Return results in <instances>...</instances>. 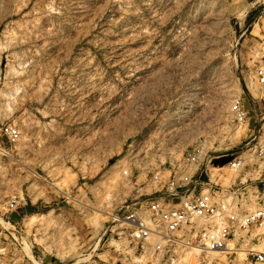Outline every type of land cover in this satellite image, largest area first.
<instances>
[{
    "label": "rangeland",
    "instance_id": "1",
    "mask_svg": "<svg viewBox=\"0 0 264 264\" xmlns=\"http://www.w3.org/2000/svg\"><path fill=\"white\" fill-rule=\"evenodd\" d=\"M255 1L0 0V264H245L158 251L114 220L191 172L197 150L236 152L257 133ZM224 172L222 186L240 180Z\"/></svg>",
    "mask_w": 264,
    "mask_h": 264
},
{
    "label": "built area",
    "instance_id": "2",
    "mask_svg": "<svg viewBox=\"0 0 264 264\" xmlns=\"http://www.w3.org/2000/svg\"><path fill=\"white\" fill-rule=\"evenodd\" d=\"M255 2L260 3L259 17L264 18V0ZM255 73L257 85L263 88L264 63ZM249 100L256 109L257 133L236 152L208 151L202 157L197 150L189 158L195 166L191 172L174 176L163 190L140 199L138 209H124L114 221L127 224L132 240L144 242L156 237L158 251L185 248L198 253L239 255L245 264H264V248H255L264 241V197L258 185H246L247 180L264 182V110L257 108L254 96L249 95ZM232 111L238 121L245 120L248 113L240 101L233 104ZM1 131L12 142L20 136L12 125H5ZM226 168L238 172L240 180L222 186L220 177H224ZM247 191L256 193L254 203L250 198L245 200ZM17 202L13 199L9 206L13 208ZM169 259L174 261L171 254Z\"/></svg>",
    "mask_w": 264,
    "mask_h": 264
},
{
    "label": "bare ground",
    "instance_id": "3",
    "mask_svg": "<svg viewBox=\"0 0 264 264\" xmlns=\"http://www.w3.org/2000/svg\"><path fill=\"white\" fill-rule=\"evenodd\" d=\"M213 8L215 9V8H216V5H213ZM115 217L119 218L120 216H115ZM117 218H116V219H117ZM114 219H115V218H114Z\"/></svg>",
    "mask_w": 264,
    "mask_h": 264
}]
</instances>
